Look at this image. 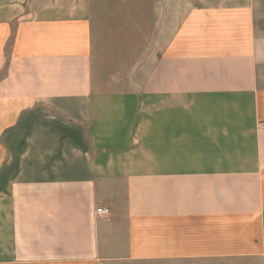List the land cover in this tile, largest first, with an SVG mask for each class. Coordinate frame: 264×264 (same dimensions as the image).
<instances>
[{"label":"crops","instance_id":"crops-1","mask_svg":"<svg viewBox=\"0 0 264 264\" xmlns=\"http://www.w3.org/2000/svg\"><path fill=\"white\" fill-rule=\"evenodd\" d=\"M0 264H264V0H0Z\"/></svg>","mask_w":264,"mask_h":264},{"label":"rangeland","instance_id":"rangeland-1","mask_svg":"<svg viewBox=\"0 0 264 264\" xmlns=\"http://www.w3.org/2000/svg\"><path fill=\"white\" fill-rule=\"evenodd\" d=\"M114 4H117L116 2H114ZM138 16H139V14H138ZM133 37V44H134V49H133V67H132V70L133 71H136L137 69H139V64H140V62H139V58H140V55L142 54V49H141V47H140V41L142 40V35H132ZM148 37H149V43H150V45L152 44V43H154L155 42V40H156V34L155 33H150L149 35H148ZM139 62V63H138Z\"/></svg>","mask_w":264,"mask_h":264},{"label":"built area","instance_id":"built-area-1","mask_svg":"<svg viewBox=\"0 0 264 264\" xmlns=\"http://www.w3.org/2000/svg\"><path fill=\"white\" fill-rule=\"evenodd\" d=\"M96 213H97L98 215L106 216V215L109 214V210H108V209H98V210L96 211Z\"/></svg>","mask_w":264,"mask_h":264}]
</instances>
